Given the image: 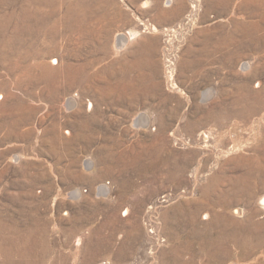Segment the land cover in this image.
<instances>
[{"label":"rangeland","instance_id":"rangeland-1","mask_svg":"<svg viewBox=\"0 0 264 264\" xmlns=\"http://www.w3.org/2000/svg\"><path fill=\"white\" fill-rule=\"evenodd\" d=\"M39 1L0 0V264H264V0Z\"/></svg>","mask_w":264,"mask_h":264},{"label":"bare ground","instance_id":"bare-ground-1","mask_svg":"<svg viewBox=\"0 0 264 264\" xmlns=\"http://www.w3.org/2000/svg\"><path fill=\"white\" fill-rule=\"evenodd\" d=\"M34 3L37 1V0H32ZM39 1V0H38ZM32 2V3H33ZM30 3H31V1H30ZM36 4V3H35ZM39 4H40V1H39ZM23 11H25V10H23ZM26 12V11H25ZM27 13H28V10H27ZM30 13V12H29ZM36 14V13H35ZM29 15H31V14H29ZM34 15V14H33ZM24 17V16H23ZM37 17V16H36ZM20 18V17H19ZM23 19V18H22ZM33 19V18H32ZM37 19V18H36ZM21 20V19H20ZM19 21V20H18ZM25 21V20H24ZM40 23V22H39ZM27 24V23H26ZM31 24V23H30ZM29 24V25H30ZM28 25V24H27ZM22 26H24V25H22ZM32 26V25H31ZM24 32V31H23ZM33 34V33H32ZM123 40L126 42V39L125 38H123ZM124 42V43H125ZM35 54V53H34ZM37 54V53H36ZM54 61H55V59H54ZM53 63V62H52ZM44 69V68H43ZM27 70V69H26ZM45 73H47L46 71H45ZM27 74V73H26ZM53 79V78H52ZM139 121V120H138ZM138 123V122H137ZM145 123V122H144ZM139 124V123H138ZM261 200V204L262 205H264V198H262V199H260ZM257 226L259 227L260 225L259 224H257ZM248 227V226H247ZM249 229V228H248ZM251 229V228H250ZM257 230H258V228H257ZM250 231V230H249ZM235 232V231H234ZM237 232V231H236ZM254 232H255V230H254ZM254 232H247L243 237H254V238H257V239H259V240H264V238H263V236H259L260 234L259 233H254ZM243 233V232H242ZM236 234V233H235ZM240 235H241V233H240ZM233 237H235L234 235H233ZM239 237V236H238ZM260 244V242H258V244H257V246ZM220 247V246H219ZM219 251V250H218ZM217 251V252H218ZM248 256V255H247ZM215 264V263H214Z\"/></svg>","mask_w":264,"mask_h":264}]
</instances>
